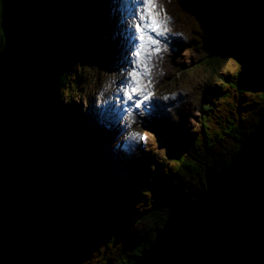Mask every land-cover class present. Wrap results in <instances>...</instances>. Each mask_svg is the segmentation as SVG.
Returning a JSON list of instances; mask_svg holds the SVG:
<instances>
[{"label": "rangeland", "instance_id": "1", "mask_svg": "<svg viewBox=\"0 0 264 264\" xmlns=\"http://www.w3.org/2000/svg\"><path fill=\"white\" fill-rule=\"evenodd\" d=\"M216 1L185 0L182 3L181 0H157L155 10L160 12L161 19L165 17V14L170 18L167 24L169 30L163 36H155L159 44L152 46L150 49L151 59L148 66L151 69V75L150 77L145 76L142 81L144 88L153 93L152 98L147 101L146 107L142 104L140 108L133 109V112L126 109L127 104H123L124 113L122 118L127 126L119 121L122 112L121 108L118 107L119 103H123L122 101L125 99L123 89L129 81L128 73L134 67L133 60L136 59L134 53L138 49L135 47L139 43V39L138 33L135 31V25L140 22L139 13L143 11V2L142 0H91L90 3L85 2V10L83 9V13H81V19L79 17V23H83H80V29L85 31L86 28L84 39L90 42V44L86 42L85 45V47L90 46L88 54L85 58L83 57L82 63L84 64L77 65L79 72L77 70L75 74L72 73L73 67L71 65L70 69L65 70L66 72L61 69L55 70L56 73L64 74L70 80V84L77 82L76 88L71 94L63 93L59 98L61 107L65 111L70 110V114H68L71 118L68 127L70 134L67 132L61 135L55 134L54 127L56 125L51 123L52 125H49L46 129V135L44 132V147L40 159L33 156L35 158L30 162L32 164L38 160L42 166L47 164V160L56 157L58 159L56 166L61 170L64 168L67 173L71 174L68 188L66 185V202L64 201L60 213L64 222L61 225L63 238L64 235L72 236V234L65 232V228L68 227L70 230L75 231V229H78L83 216L91 223L98 207L106 208L112 205L124 210L126 204L129 202L131 204L133 199L137 198L139 199L137 200L139 203L138 211L142 207L151 210L146 202L148 199L147 194L138 189L140 179L144 178L145 180L153 173L156 179L174 183L169 173L172 171L171 167L175 164L170 146L174 144L172 148H184L185 146L182 145L183 140L191 135H197L201 131L204 106L207 104L213 106V108L209 107L214 111L212 118L232 115V111L228 107L230 104L227 103L238 101L232 96H224V100L222 99L223 96L220 97L221 93L223 94L227 89L224 83L225 79L220 75L228 77L233 74L234 70H238L241 78L250 76L255 84H259L262 80L260 75L256 74V70L250 68L238 55L231 54L227 57L216 72H211L210 69L198 63L204 55L205 45L209 39L208 33L212 30L213 15L217 13L216 9L213 10ZM261 1L264 3V0ZM79 3L80 1L74 0V7L79 9ZM257 3H254V6H257V12H262L263 10ZM86 13L91 21L85 15ZM119 27L123 28V35L116 30ZM133 31L134 36L130 39ZM152 35L154 36V33ZM249 35L254 37L259 45L257 46L252 42L253 46L260 47V50L264 52V26L259 29L257 36L256 33L253 35L251 31H249ZM130 40L133 41L131 55L126 54L125 52L128 50L123 49L132 45ZM156 47H159V52L154 51ZM121 52L125 55L122 56ZM128 59L130 63L125 62ZM121 61L127 63L126 66L121 65ZM97 71L102 74L99 79L96 76ZM119 71H123L122 74L116 73ZM116 75L121 76L120 82L117 81ZM78 82L80 83L79 86ZM65 85L63 86L65 87ZM44 94L47 93L44 92ZM255 100L243 96V100L239 102L242 105L243 128H248L250 123L256 121L260 112L264 111V104L259 106L260 102ZM114 103L116 111L113 109ZM163 103H168V107H166L168 116L162 112ZM68 104H70V107H68ZM154 108L155 110H153ZM81 112L82 114H79ZM109 113L112 114L110 119ZM98 114L101 116H98ZM77 116L78 118H76ZM168 120L171 121V124H168ZM238 121L237 118L236 122ZM105 122L108 123L107 127L108 125L115 127L114 137L121 142H124L123 138L129 135V130L146 134V139L141 145L133 140L132 143L124 142L128 147L134 149L140 145L141 150H143V153L139 154L140 159H144L145 154L150 156L143 173L141 170L134 172L131 170L132 167H136L140 163L141 165L144 164H142V160H139L134 150L128 151V154L135 157L127 156L120 161L117 156L113 155L112 147L109 148L108 144L106 145V138L99 139L101 133L105 130L102 126ZM145 122L147 123L144 126ZM239 122L238 124L242 126L241 121ZM212 125L215 127L213 122ZM155 128L160 129V133H156ZM162 135L167 137L164 139ZM50 137H53L54 143H52ZM227 141L225 147H217L215 151L216 158L226 159L232 156V153L237 152L239 147L235 149L233 139L229 138ZM145 142H147L146 147L144 146ZM158 151L159 157L157 158L155 153ZM136 152L138 153V151ZM79 159L83 160L84 166L78 167L79 162L76 161ZM31 164L29 166H32ZM45 169L49 174L50 183L55 186V183L58 182L53 178L55 173L49 167ZM141 175H143V178ZM137 176H139V179H137ZM48 179L46 180L49 181ZM185 180V183L189 185H198L200 182L199 176L187 177ZM44 185L49 187L50 184L46 182ZM56 185L58 187L59 182ZM60 186H63V184H60ZM39 191L42 194L41 201L45 205L44 198L47 199L46 197L50 196L51 190L48 188L41 191L39 188ZM31 199L30 196L29 208L30 206L34 208ZM39 212L44 217L43 225L47 229L46 234L48 235L46 238H49L54 234L53 232L58 225L57 220L51 214V217L45 215L47 213L46 207H42ZM111 216L113 217V215ZM136 217H133L134 221H136ZM112 219L110 225H112ZM33 221L31 214H28L26 235L31 228L29 223ZM122 225H125L124 221L120 225L117 223V225L112 226L118 231V228H123ZM143 225L144 223L140 222L132 229L136 234H139L144 231L145 226ZM96 226L100 228L98 229ZM106 226V221L102 225H94L93 231L88 233L89 238L86 244L81 240L82 245L85 244L92 248V251L88 254L83 253L82 245L78 247L76 244L69 243L70 245L67 248L58 247L57 245L62 241L58 236H55V244L52 243V247H47L45 242L37 243L36 252L33 253V264H105L106 258L113 256V253H109L108 250L104 253L103 250L106 247L104 242L100 241L102 238L97 236V232L99 234L101 232L104 234L111 232L112 235L116 232L110 226L109 228ZM102 236L104 235L102 234ZM96 240L98 242L94 245L93 243ZM30 252H33V249ZM113 260L117 264V258Z\"/></svg>", "mask_w": 264, "mask_h": 264}, {"label": "trees", "instance_id": "2", "mask_svg": "<svg viewBox=\"0 0 264 264\" xmlns=\"http://www.w3.org/2000/svg\"><path fill=\"white\" fill-rule=\"evenodd\" d=\"M73 1L74 0H34V9L39 16V44L38 51L29 66V140L26 146V162L24 169L28 191L30 193L29 195L35 207L31 208L33 206H30L29 214H31L34 221L29 223V225L31 224V228L26 235V243L23 247L20 264H33V253L36 252L37 243L45 242L47 243V247H52L51 244H55V236H58L62 240L57 245L60 248H67V246L70 245L69 243L76 244V246L78 245L79 247L82 245L81 240L86 244L89 238L88 233H91L93 231L92 228H95L93 226L96 224L102 225L105 221L108 228L110 226L114 231L116 228H113L112 225H117V223L120 225L123 221L125 222V225H122L123 228H118L119 230H116L117 233L115 232L114 235H112L111 232L107 234L103 232L99 234V232H97V236L102 238L100 241H103L106 247L103 250L104 253L107 252V250L109 253H113V256H111L113 258L108 256L105 264H115L113 259L116 260V258L117 264H132L133 258L139 256L141 251L155 238L156 233L162 228L166 219L172 213L174 206L181 201L193 199L201 193L205 189L206 177L215 171H219L230 162L231 157L235 153H232V156L226 159H220V157L216 158L215 151L217 147H225L228 142L227 140L231 138L233 139L235 149H237L243 138L250 133L255 128L256 124L264 117V111H262L255 122L252 124L250 123L248 128H243L244 124L241 117L242 105L239 104V102L243 100V96H248L249 98L256 99V102L259 101V106H262V104H264V85L253 86L248 80L246 81V78L243 79L240 77V71L238 70H234L233 74L228 77H224L221 74L220 77L225 79L224 83L227 89L223 94L221 93L220 97L223 96L222 99L224 100V96H232L238 101L227 103L230 104L228 107L232 111V115L229 117L215 116L212 118L211 116H214V111L209 109V107L213 108V106L207 104L203 107V112L205 114L203 113L202 116L201 131L197 135H191L183 140L182 145L185 146L184 148H172L174 144L170 146L172 149L170 152L174 158L175 164L171 167L172 171L169 173L174 183L156 179L153 173L145 180L143 175H141L143 179H140L138 182V189L147 194L148 199L146 202L151 210L142 207L140 211H138L139 203L137 200L139 199L137 198L133 199L131 204L128 201L129 203L125 205L126 207L124 210L118 209L116 206L113 207L112 205L106 208L98 207L96 214L92 217L93 221L91 223L83 216L78 229L72 231L68 227L65 228V232L72 234V236L64 235L63 238V228L61 225L64 224V222L62 221L60 213L64 201L66 202V192L71 174L67 173L64 168L61 170L56 166L58 162L56 157L47 160V164L42 166L38 160L32 164L30 162L35 158L33 156H37L36 159L41 157L44 147V132L46 135V129L49 125H56L54 127L56 130L55 134L61 135L64 132L70 134V132H68L69 123L71 122L68 115L70 110L67 109L65 111L61 107L59 98L63 93L71 94L74 88H76L77 82H72L70 84V80L67 79L64 74L61 75L60 73H56L55 70L61 69L67 71V69H70L71 65L73 67L72 73L75 74L77 70L79 72L77 65L81 66L84 64L82 63L83 57L85 58L88 54L90 45L85 47L87 44L86 42H88V40L84 39L86 28L85 31L80 29V23L82 22L79 23V17L81 19V13H83V9L85 10V2L90 3L91 0H77L80 1L79 9L74 7ZM222 1H224V3L219 22H221L222 28L226 26V32L221 33L214 29L208 33L209 39L208 41L206 40L207 43L205 45L204 55L199 59L198 63L210 69L211 72H216L217 68L221 66V63L226 61L227 57H229L232 52H246L245 49H247L254 57L260 58L264 66V52L253 46L252 42L257 46L259 45L256 40L249 35V31L254 35L256 31L258 32V30L264 26L262 13L255 14V9L251 6L249 0H232V5L225 3L226 0ZM1 4L0 1V25L2 24ZM85 15L87 17L89 16L87 13ZM89 20L91 21V18H89ZM251 26H253V28H251ZM3 34V29L0 27V50L4 43ZM82 36L84 41H82ZM88 43L90 44V42ZM239 45H242L244 48L234 51V46L239 48ZM63 57L65 58L63 59ZM96 76L99 79L102 77V74L97 71ZM65 79L67 80L65 81ZM64 84H66L65 87L63 86ZM79 84L78 82V86ZM44 92L47 94L45 95ZM68 107H70V104H68ZM233 114L235 115L233 116ZM61 117L62 119L60 120ZM237 118L241 121L242 126L238 124L239 121L236 122ZM212 122L215 127L212 125ZM62 127L65 128L63 129ZM112 131L113 133H110L109 136L113 139V145L123 149H129L124 142L118 141L114 137V129H112ZM52 138L53 137H50L52 143H54L55 141ZM138 148L139 147L135 149ZM142 153L143 151L140 152V154ZM145 157L150 158L147 154H145ZM76 162L81 164L83 160L79 159ZM29 164L32 166H29ZM47 167L55 173L53 178L55 181L59 182L58 187L56 185L58 182L55 183V186L50 183L51 181L48 179L49 174L46 172L47 169H45ZM141 169L142 168H138V170ZM141 172L143 173L142 170ZM59 175L62 178H59ZM194 176H199L200 178L198 185H189L185 183V178ZM137 179H139V176H137ZM46 182L50 184L49 187L44 185ZM60 184H63L64 187L60 186ZM38 187L41 191H45V189L47 190L48 188L51 190L50 196L46 197L47 199L44 198L45 205L41 201L40 197L42 194ZM142 202H144V200H142ZM42 207L47 208V213L45 215L48 217L51 214L56 218L58 223L53 232L54 234L49 237L50 239L46 238L48 235L46 234L47 229L43 225L44 217L39 212ZM111 215H113V217ZM137 215L139 218L136 217ZM133 217H136V221L133 220ZM111 219L112 225H110ZM140 222L144 223L143 226H145V228L144 231L136 234L132 228ZM97 228L99 229L100 227ZM102 234L104 236H102ZM97 242L98 240L93 244L95 245ZM85 244L82 245L81 248L84 254H88L92 251V248ZM32 249L33 252H30Z\"/></svg>", "mask_w": 264, "mask_h": 264}, {"label": "water", "instance_id": "3", "mask_svg": "<svg viewBox=\"0 0 264 264\" xmlns=\"http://www.w3.org/2000/svg\"><path fill=\"white\" fill-rule=\"evenodd\" d=\"M0 264H20L30 199L24 169L29 140L28 70L39 44L34 0H0ZM212 30L225 33L217 0ZM228 5L232 3L226 1ZM215 30V31H216ZM233 40V39H232ZM236 45V43H235ZM237 49L244 48L242 45ZM232 52L256 70L260 58ZM132 264H264V117L241 141L230 162L206 177L205 189L174 206L148 248Z\"/></svg>", "mask_w": 264, "mask_h": 264}, {"label": "snow or ice", "instance_id": "4", "mask_svg": "<svg viewBox=\"0 0 264 264\" xmlns=\"http://www.w3.org/2000/svg\"><path fill=\"white\" fill-rule=\"evenodd\" d=\"M142 2L143 11L139 14L140 22L135 25V31L138 33L140 43L134 53L136 57L133 60L134 67L128 73L129 81L123 89L125 101H135L134 108H140L144 101H149L153 96V93L147 91L142 85L144 77H150L151 75V69L148 66V62L151 59L150 49L152 46L159 44V41L152 34L163 36L169 30L167 24L170 21V18L166 14L161 19L160 12L155 10L157 8V0H142ZM154 51L159 52V47H156ZM141 68L143 69L142 71L140 70ZM136 97H140V99H136ZM129 136L135 141L146 138L135 131L130 132Z\"/></svg>", "mask_w": 264, "mask_h": 264}, {"label": "bare ground", "instance_id": "5", "mask_svg": "<svg viewBox=\"0 0 264 264\" xmlns=\"http://www.w3.org/2000/svg\"><path fill=\"white\" fill-rule=\"evenodd\" d=\"M136 4V3H135ZM117 6V5H116ZM142 10V9H141ZM140 14V13H139ZM256 33V32H255ZM154 37H155V34H154ZM38 38V37H37ZM254 38V37H253ZM256 40V39H255ZM258 40V39H257ZM138 42H139V40H138ZM165 42H167V41H165ZM257 42V41H256ZM126 54H127V52H125ZM125 62H127V63H130L129 62V59L127 60V61H125ZM121 65H123L124 66V64H122L121 63ZM29 67V66H28ZM123 71H124V69H123ZM123 71H119V72H116V73H119V74H122V72ZM115 73V74H116ZM120 76V75H119ZM121 77V76H120ZM28 79H29V70H28V77H27V88L29 89V87H28ZM116 79H118L117 77H116ZM118 86V85H117ZM116 86V87H117ZM102 88V87H101ZM28 99H29V94H30V91L28 90ZM136 99H138V97L136 98ZM28 103H29V101H28ZM146 103H147V101H146ZM122 103H119V109L121 108V115H120V118H119V121H121L125 126H127V124L124 122V120H123V118H122V116H123V113H124V111H123V108H122ZM113 109L116 111V105H115V103H114V106H113ZM135 109V108H134ZM102 111V110H101ZM84 112V111H83ZM28 113H29V111H28ZM69 114H70V112H69ZM75 114V113H74ZM79 114H82V112L81 113H79ZM109 115V119L112 117V114H108ZM80 116V115H79ZM98 116H101V115H99L98 114ZM69 117H70V115H69ZM114 117V116H113ZM76 118H78V116L76 117ZM75 118V119H76ZM71 119V118H70ZM106 124V125H105ZM107 122H105L102 126L105 128V130L101 133V137L99 138V139H101V138H106V141H107V143H106V145L108 144V146H109V148H111L112 147V152H113V155L114 156H116V152L115 151H117V150H119L121 147H119V146H114L113 145V139L109 136V134L111 133H113V131H112V129H114V135H115V127L114 126H109L108 125V127H107ZM28 126V125H27ZM129 130V129H128ZM129 132H132V131H130L129 130ZM117 139V138H116ZM110 141H111V143H110ZM119 141V140H118ZM123 141L124 142H130V143H132V139L130 138V136L128 135V136H126V137H124L123 138ZM139 145V144H138ZM128 147V146H127ZM129 149H123L124 150V152L126 153V154H128V151H132V150H134V152H135V154L137 155V157L139 158V160L141 161L142 160V164L143 165H141V167H137V168H146V165L148 164V161L150 160L149 158H146V157H144V159H140V152L141 151H143V150H141V147H140V145H139V148L138 149H134V148H132V147H128ZM136 151H138V153L136 152ZM129 156H131L132 158L133 157H135L134 155H131V154H128ZM145 166V167H144ZM219 171H215V172H213L214 174H216V173H218ZM212 173V174H213ZM30 202V200L28 201V204H30L29 203ZM166 222V221H165ZM147 248V247H146ZM144 250V249H143ZM133 262V261H132Z\"/></svg>", "mask_w": 264, "mask_h": 264}]
</instances>
